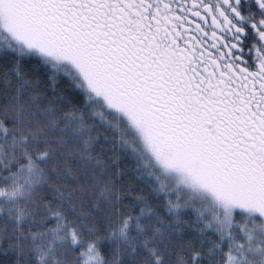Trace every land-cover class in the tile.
I'll return each mask as SVG.
<instances>
[{
	"label": "snow or ice",
	"instance_id": "6c2138e0",
	"mask_svg": "<svg viewBox=\"0 0 264 264\" xmlns=\"http://www.w3.org/2000/svg\"><path fill=\"white\" fill-rule=\"evenodd\" d=\"M0 264H264V0H0Z\"/></svg>",
	"mask_w": 264,
	"mask_h": 264
}]
</instances>
